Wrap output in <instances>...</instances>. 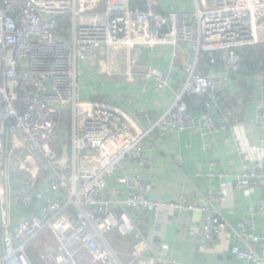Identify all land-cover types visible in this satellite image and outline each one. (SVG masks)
I'll return each mask as SVG.
<instances>
[{
    "label": "built area",
    "instance_id": "1",
    "mask_svg": "<svg viewBox=\"0 0 264 264\" xmlns=\"http://www.w3.org/2000/svg\"><path fill=\"white\" fill-rule=\"evenodd\" d=\"M166 1L0 0V174L6 166L15 176L18 188L8 192L10 203L24 211L23 217L10 218L0 187V264H33L28 248L40 236L54 242L45 248L42 264H77L81 251L98 264H171L162 258L165 244L148 240L143 229L189 212L204 217L201 249L228 234L234 241L231 256L243 264L256 259L264 264V246L255 252L264 237L250 220L233 226L223 218L212 205L217 194L209 191L206 204L185 195L172 202L151 199L152 185L138 175L149 165L145 139L154 138L158 146L171 131L215 135L227 126L230 114L213 118L222 113V77L241 71L246 47L264 44V0H193L191 14L165 10ZM165 46L173 49L169 71L147 67L142 78L170 90L174 102L149 127H140L119 107L82 97L85 79L99 81L95 67L102 59L105 75H115V50H126L128 69L120 77L133 83L131 52ZM174 67L183 75L178 90L170 84ZM192 96L203 99L207 110L199 120L185 101ZM62 110L70 119L67 129L61 127ZM252 124L264 133L262 113ZM230 128L240 161L234 185L249 191L264 180V136L262 155L252 161ZM127 162L134 173H127ZM205 176L209 182L214 177ZM113 233L134 241L126 262L108 241Z\"/></svg>",
    "mask_w": 264,
    "mask_h": 264
},
{
    "label": "crops",
    "instance_id": "2",
    "mask_svg": "<svg viewBox=\"0 0 264 264\" xmlns=\"http://www.w3.org/2000/svg\"><path fill=\"white\" fill-rule=\"evenodd\" d=\"M162 6L167 11L182 10L190 14L194 10L193 0H168ZM247 49H250L246 52L250 57L241 61V71L236 75L227 72L222 77V113L215 114L213 118L218 120L230 114L227 126L215 135L171 131L158 146L154 144V138L145 139L143 156L149 160V165L141 168L138 175L152 185L151 199L172 202L177 200L179 195H185L206 204L207 194L212 191L218 196L212 205L223 218L233 226L245 219L250 220L255 233L264 237V180L253 182L249 191L236 189L234 185V177L239 174L240 161L230 127L234 128L233 132L247 151L250 160H258L263 152L259 142L264 133L252 123L259 113L264 117V44L245 50ZM172 51L169 46L154 50L137 48L132 51L131 54L136 56L132 69L133 83H126L120 77V74L128 69L127 54L124 61L111 64L115 73L111 77L105 75V61L102 59L95 67L99 81L85 79L82 82V97L119 107L140 127H149L173 105L174 97L170 90L159 88L153 80H143L142 75L147 67H156L167 73ZM183 51L189 54L187 48ZM259 53L263 54V60L258 62L256 57ZM248 60L252 61V64L246 68L244 65L247 66ZM201 68L206 73L209 70L205 59L201 62ZM213 70L217 71V68ZM169 78L171 88L178 90L183 75L177 67L173 68ZM189 111L196 120L207 113L203 106L190 107ZM144 115L148 118L145 119ZM206 144H210V148H205ZM59 148V145L55 146L60 155ZM126 165L127 173H134L133 164L127 162ZM198 173L201 175L197 176ZM208 173L214 175L210 182L205 176ZM217 174H223L224 177L219 178ZM0 187L5 195L3 204L7 208L8 216L14 219L23 217L21 206L10 203L8 192L16 193L18 185L15 176L9 174L6 166L3 167V176L0 174ZM252 209H259V213L253 215ZM203 218L200 213H174L168 222L143 229V234L150 241H162L165 244L162 258L171 264H243L229 253L234 241L228 234L222 235L210 249H201L199 239ZM108 241L116 252L123 254L121 259L128 261L134 241L131 238L121 239L115 233L108 236ZM38 245L45 250L47 246H54V242L52 238L46 240L41 236ZM263 246L264 243L261 242L255 247L256 254L260 253ZM250 264L262 262L256 259Z\"/></svg>",
    "mask_w": 264,
    "mask_h": 264
},
{
    "label": "rangeland",
    "instance_id": "3",
    "mask_svg": "<svg viewBox=\"0 0 264 264\" xmlns=\"http://www.w3.org/2000/svg\"><path fill=\"white\" fill-rule=\"evenodd\" d=\"M61 27L66 28L67 25L65 23H60ZM126 50L125 49H118L115 50L114 52L111 53V57H112V61L113 62H119V61H124L126 59ZM61 118H60V122H61V127L64 129H67L68 123H70V119L68 118V115H66V111L62 110V112L60 113ZM67 144V142L65 143ZM40 241V238H38L35 242L32 243V246L35 249V252L33 253L35 255V264H42V257L45 255V250L43 249L42 246L38 245V242ZM41 242H46L41 240ZM29 246V248H30ZM53 246H51L52 248ZM75 261L77 264H98L95 263L94 261H92L90 259V257L86 254L85 251H81L79 252L76 256H75Z\"/></svg>",
    "mask_w": 264,
    "mask_h": 264
},
{
    "label": "trees",
    "instance_id": "4",
    "mask_svg": "<svg viewBox=\"0 0 264 264\" xmlns=\"http://www.w3.org/2000/svg\"><path fill=\"white\" fill-rule=\"evenodd\" d=\"M261 46V45H260ZM253 47H256V46H252V47H246V48H253ZM245 48V49H246ZM243 50L244 52H242V55H241V61L243 62L244 60L246 61L247 60V58H249L250 56H249V54H246V52H248L250 49H247V50ZM262 51H264V49H262ZM253 57H254V55H253ZM256 59H257V61L259 62V61H262L263 60V54H258V56L256 57ZM206 60V59H205ZM251 64H252V61L250 62L249 60L247 61V66H246V64L244 65L246 68H249L250 66H251ZM186 102H187V104H188V107L190 108H194L195 106H197V107H199V106H203V99H201V98H198V97H196V96H192V97H190V98H187L186 100H185ZM221 104V103H220ZM38 238H41V236L40 237H38ZM37 238V239H38ZM36 239V240H37ZM36 240H34L33 242H35ZM32 242V243H33ZM32 245V244H31ZM35 252V249L32 247V246H30V248H29V252H28V255H29V257H30V259H31V261H32V263L33 264H35V255L33 254ZM10 264H17L16 262H14V261H11L10 262Z\"/></svg>",
    "mask_w": 264,
    "mask_h": 264
},
{
    "label": "water",
    "instance_id": "5",
    "mask_svg": "<svg viewBox=\"0 0 264 264\" xmlns=\"http://www.w3.org/2000/svg\"><path fill=\"white\" fill-rule=\"evenodd\" d=\"M95 145H97V144H95Z\"/></svg>",
    "mask_w": 264,
    "mask_h": 264
}]
</instances>
